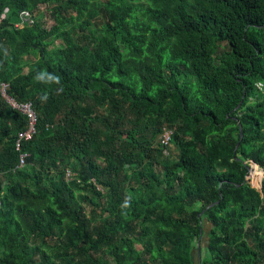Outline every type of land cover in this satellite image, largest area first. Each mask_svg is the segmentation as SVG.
<instances>
[{
  "label": "trees",
  "instance_id": "1",
  "mask_svg": "<svg viewBox=\"0 0 264 264\" xmlns=\"http://www.w3.org/2000/svg\"><path fill=\"white\" fill-rule=\"evenodd\" d=\"M1 84L0 264H264V0H0Z\"/></svg>",
  "mask_w": 264,
  "mask_h": 264
},
{
  "label": "built area",
  "instance_id": "2",
  "mask_svg": "<svg viewBox=\"0 0 264 264\" xmlns=\"http://www.w3.org/2000/svg\"><path fill=\"white\" fill-rule=\"evenodd\" d=\"M7 10L5 11V13ZM22 22H28L29 16L25 13L20 14ZM2 19L5 18V15L1 17ZM22 25H16V28L21 27ZM9 90V86L6 84L0 85V95L5 100L7 106L18 112L19 114L23 115L26 118L27 121V128L26 131H24L22 134L19 135L18 140L15 145L16 151L20 150V144L21 142H29L33 138V136L36 133V116L34 114L33 108L30 103L25 104H19L15 102L12 98L7 96V91ZM171 136L172 132L165 128L163 129V133L159 137V142L162 146L169 147L171 145ZM26 158V155H21L18 160V166L17 169L22 168L24 166V160ZM70 177V174H67V178ZM262 177V173L261 176Z\"/></svg>",
  "mask_w": 264,
  "mask_h": 264
},
{
  "label": "rangeland",
  "instance_id": "3",
  "mask_svg": "<svg viewBox=\"0 0 264 264\" xmlns=\"http://www.w3.org/2000/svg\"><path fill=\"white\" fill-rule=\"evenodd\" d=\"M64 1V0H63ZM42 13H43V18L41 19V22L44 24V28L48 29L50 28L53 23L51 22V20L49 19L48 17V12H47V7H41L39 9ZM55 45H58L57 43H55ZM52 47H50L49 49H51ZM165 127V126H164ZM163 127V128H164ZM158 140H159V137L156 139V142L158 143ZM172 150L171 151H174V146L171 147ZM97 164H101V161H97ZM250 171H249V174H248V179L250 180V182L253 184V185H259L260 184V179H261V169L256 165V164H253V163H250ZM162 171H158L159 175L161 174ZM87 212H89V208H87L86 210ZM211 229V225L209 223H204L203 224V235H202V238L201 240L195 245L194 247V262L195 264H198V262H201V260L204 258V255H205V248L207 246V235L209 233Z\"/></svg>",
  "mask_w": 264,
  "mask_h": 264
},
{
  "label": "water",
  "instance_id": "4",
  "mask_svg": "<svg viewBox=\"0 0 264 264\" xmlns=\"http://www.w3.org/2000/svg\"><path fill=\"white\" fill-rule=\"evenodd\" d=\"M240 135H241V133H240ZM260 180H262V177H261V179ZM198 264H200V262H198Z\"/></svg>",
  "mask_w": 264,
  "mask_h": 264
}]
</instances>
